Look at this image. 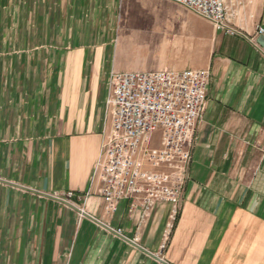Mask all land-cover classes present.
Returning a JSON list of instances; mask_svg holds the SVG:
<instances>
[{"label": "crops", "instance_id": "0c3cea01", "mask_svg": "<svg viewBox=\"0 0 264 264\" xmlns=\"http://www.w3.org/2000/svg\"><path fill=\"white\" fill-rule=\"evenodd\" d=\"M179 6L0 0V264H264V0H226L245 36ZM154 38L167 48L133 50ZM187 69L210 80L178 214L108 213L94 172L111 74Z\"/></svg>", "mask_w": 264, "mask_h": 264}, {"label": "built area", "instance_id": "2783aa9c", "mask_svg": "<svg viewBox=\"0 0 264 264\" xmlns=\"http://www.w3.org/2000/svg\"><path fill=\"white\" fill-rule=\"evenodd\" d=\"M171 1L208 21L218 32L246 35L232 23L226 0ZM256 35H264V28L258 27ZM209 80L207 70L194 69L111 74L106 104L111 129L94 172L108 213L128 202L131 211L139 213L140 223L158 204H170L172 216L178 214ZM156 133L160 134L157 146ZM66 197L72 199L74 193ZM81 214H85L83 209ZM116 232L121 234V230Z\"/></svg>", "mask_w": 264, "mask_h": 264}, {"label": "rangeland", "instance_id": "374dc122", "mask_svg": "<svg viewBox=\"0 0 264 264\" xmlns=\"http://www.w3.org/2000/svg\"><path fill=\"white\" fill-rule=\"evenodd\" d=\"M179 8H180V11H179V15L180 16H191V17H194L195 19H200V20L203 19V18L197 16L196 14H194L193 12H191L190 10L186 9L185 7H183L181 5L179 6ZM182 9H184L185 11L182 10ZM203 21L209 23L208 21H206L204 19H203ZM211 26L213 28V25L212 24H211ZM213 30H215V29L213 28ZM162 48H164V49L167 48V46L165 45V43H162L159 40V38H154L153 40L146 41V42H143L141 44L140 43L139 44H136L134 46L133 50L136 53H140V54H143V55H149V54H158V53H160V51H161ZM198 70H204V69H198ZM106 104H107V101H106ZM159 135H160L159 133H156V135H155V139H154L155 144L158 143ZM174 221L170 223V226L169 225L166 226L167 227V230H165V233L163 235V241L165 240V237H166L167 234H168V237H167V240H166V247L163 250V252H162L161 255H166V251H167V248H168V246L170 244V239H171V236H172V231H174L173 229L175 227L174 226V223H175Z\"/></svg>", "mask_w": 264, "mask_h": 264}, {"label": "water", "instance_id": "95a60500", "mask_svg": "<svg viewBox=\"0 0 264 264\" xmlns=\"http://www.w3.org/2000/svg\"><path fill=\"white\" fill-rule=\"evenodd\" d=\"M257 43L264 48V37H260L257 39Z\"/></svg>", "mask_w": 264, "mask_h": 264}]
</instances>
